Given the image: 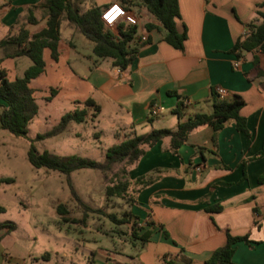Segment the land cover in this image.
<instances>
[{"label": "crops", "instance_id": "0c3cea01", "mask_svg": "<svg viewBox=\"0 0 264 264\" xmlns=\"http://www.w3.org/2000/svg\"><path fill=\"white\" fill-rule=\"evenodd\" d=\"M42 2L0 0V40L16 35L20 28L29 34L44 28L47 17L40 8ZM177 2L176 28L186 33L182 50L163 41L157 22L146 10H128L136 20L138 35L149 43L139 50L125 72L113 67L110 59H97L92 43L63 20L59 57L54 62L64 58L78 67L79 72L73 75L89 86L83 99L75 102L90 98L100 107L97 117L108 111L111 120L115 119L108 130L99 132L100 137L110 135L112 141L104 151L132 134L169 129L165 125L175 130V109L184 117L209 114L211 91L218 87L225 90L224 100L231 102L238 96L244 101L240 115L246 120L248 134L237 132L231 122L218 133L215 144L210 127L192 131L177 156L169 151L168 138L146 148L127 168V179L134 182L140 177L157 178L133 195L131 207L139 226L151 222L155 230L142 246L133 242L123 251L101 247L99 251L106 256L96 259L93 251L91 258L95 264H204L225 244L228 232L235 237L247 235L250 241L235 245L231 264H264V182H259L264 179V53H244L240 58L229 53L244 36L245 25L261 22L257 21V11L264 14V6L258 7L264 0ZM111 5L120 7L118 3ZM29 18L34 22L29 23ZM146 24L155 28L147 31ZM115 27L107 28L115 31ZM254 56L258 57L262 75L253 65ZM3 57L0 49V59ZM7 59H3L0 69ZM153 104L159 106V115H169L153 123L154 118L148 117ZM67 128L74 129L73 123ZM70 139L82 151L96 147L82 135ZM217 204L220 212L205 211ZM2 237L0 233V240ZM11 259L0 251V264L10 263Z\"/></svg>", "mask_w": 264, "mask_h": 264}, {"label": "trees", "instance_id": "16d2710c", "mask_svg": "<svg viewBox=\"0 0 264 264\" xmlns=\"http://www.w3.org/2000/svg\"><path fill=\"white\" fill-rule=\"evenodd\" d=\"M79 0H43L40 5L41 10L47 17L45 27L40 31L29 34L20 28L18 33L7 36L0 40V49L4 51L3 59L26 57L31 61V65L24 71L21 78L12 81L6 78V71L0 69V129L8 132L15 138H25L27 126L37 115L38 106L35 99V90L29 84L45 73V63L43 61V51H50V57L57 61L59 57L58 42L60 40V24L64 20L74 27L86 40L92 43V53L97 59H110L112 66L125 72L133 63L139 50L147 45L149 41L143 40L138 35V27L126 22H119L115 31L107 28L102 20L101 13L106 6L95 4L82 11L78 6ZM128 11L131 7H138L146 10L158 24V29L162 33L165 43L176 50H182L186 40L185 31L179 32L176 28V20L179 19L177 0H120L119 4ZM264 6V2L258 7ZM245 25V35L238 39L229 53L236 58L249 52L264 53V14L257 11V21ZM33 23L32 18L28 19ZM147 31L155 28L152 24H146ZM0 59V64L3 61ZM253 65L258 75L263 73L258 67V57H253ZM50 101L57 95L56 89H50ZM77 106L73 111L63 114L58 123L45 133L38 134L34 139L29 140V147L26 152L28 163L35 169H45L63 174L67 181L70 174L77 170H97L107 182L105 186V196L107 198H124L133 196L141 189L151 185L157 178L140 177L134 182L127 179V168L133 165L144 154L146 148L154 146L162 139H169V151L178 155V149L187 141L188 135L201 127L208 126L212 129V140L215 144L218 133L229 123H233L235 130L248 134L246 120L240 115L244 107V101L235 96L231 102L220 99L215 91H211V112L195 113L184 117L178 109L173 110L177 117L175 130L152 129L142 135L132 134L110 147L104 153L102 162L84 158L76 155L59 156L47 151L37 152L34 143L48 138H52L63 133L69 123H83L87 119H96L100 113V107L92 100L86 99L83 102H75ZM182 103L179 105V107ZM91 111V115L88 112ZM200 151V148L196 149ZM122 166L121 179L117 174H111L114 166ZM125 177V179H124ZM124 180H123V179ZM259 182H264L263 178ZM69 184V182H68ZM70 191L75 200L81 202L70 186ZM132 203L134 198H131ZM88 209V207H85ZM89 210V209H88ZM221 207L217 205L209 206L205 209L207 213H218ZM5 209L0 207V213ZM59 216H64L66 211L63 205L56 208ZM126 221H117L120 224H127L130 228V236L133 240L139 241L142 246L153 234L155 230L151 222H146L144 226H138L139 218L131 213L125 215ZM65 221V219H63ZM14 227L8 223H0V231H4L3 236L12 232ZM250 244L248 236L235 237L226 232L225 244L216 249L204 264H231L234 247L237 243ZM86 264H95L93 258H89Z\"/></svg>", "mask_w": 264, "mask_h": 264}, {"label": "rangeland", "instance_id": "374dc122", "mask_svg": "<svg viewBox=\"0 0 264 264\" xmlns=\"http://www.w3.org/2000/svg\"><path fill=\"white\" fill-rule=\"evenodd\" d=\"M78 2L82 11L93 3L106 7L113 3L120 4V0ZM42 57L45 73L29 84L35 90L38 112L27 126L26 137L15 138L0 129V207L5 209L0 213V223L14 227L0 240V251L12 258L10 263H5L84 264L92 257L93 251L96 259L106 256L99 251L101 247L123 251L133 242L140 245L139 241L131 238L130 227L117 222L127 220L125 215L131 213V198L134 196L107 198V182L97 170H77L70 174L67 181L61 173L35 169L28 163L26 152L29 140L53 128L66 112L81 108L75 101L82 100L89 90L87 84L73 75L79 72L78 67L68 64L64 58L58 62L52 61L49 50H44ZM30 65L28 58L20 57L5 60L1 67L6 70V78L12 81L21 78ZM50 89H56L58 93L47 101ZM88 114L91 115V111ZM166 115L169 113L162 112L152 122L156 123ZM110 116L108 111H104L97 119L73 123L74 129L66 128L62 134L35 142L34 146L39 153L47 151L59 156L76 155L102 162L106 151L103 148L112 141H109L110 135L104 133L100 137L99 132H105L114 122L115 119L111 120ZM165 126L170 129V125ZM76 134L87 139L88 144L95 143V149L82 151L75 148L70 137ZM121 168V165L114 166L111 174H117L121 179ZM70 186L80 203L71 194ZM58 205H63L66 211L62 217L57 214Z\"/></svg>", "mask_w": 264, "mask_h": 264}, {"label": "built area", "instance_id": "2783aa9c", "mask_svg": "<svg viewBox=\"0 0 264 264\" xmlns=\"http://www.w3.org/2000/svg\"><path fill=\"white\" fill-rule=\"evenodd\" d=\"M101 20L103 24L107 27L112 25H117L119 22H126L131 25H136V20L133 15L128 13V11L124 10L121 6L117 7L115 5H109L102 10ZM234 67H237V62L234 63ZM215 93L220 99H224V96L226 94L225 90L220 87L215 89ZM184 104H188V101H185ZM159 113H160L159 106L153 104L149 108L148 117L155 118L159 115ZM196 170L199 171L200 169L197 168Z\"/></svg>", "mask_w": 264, "mask_h": 264}]
</instances>
